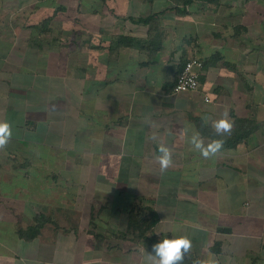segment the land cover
<instances>
[{"label":"crops","instance_id":"0c3cea01","mask_svg":"<svg viewBox=\"0 0 264 264\" xmlns=\"http://www.w3.org/2000/svg\"><path fill=\"white\" fill-rule=\"evenodd\" d=\"M192 56L200 86L175 92ZM0 121V264H150L182 235L198 260L264 264V0H0Z\"/></svg>","mask_w":264,"mask_h":264},{"label":"clouds","instance_id":"9594fccd","mask_svg":"<svg viewBox=\"0 0 264 264\" xmlns=\"http://www.w3.org/2000/svg\"><path fill=\"white\" fill-rule=\"evenodd\" d=\"M209 117H202L204 123H208ZM211 127L218 137L230 135L234 127V121L227 112H224L221 118L211 121ZM12 137L11 124L8 121H0V150L5 149ZM188 143L199 151L205 159L216 156L224 147L223 139H212L205 144L200 133L193 131L188 138ZM160 153L155 157L160 166L161 172L166 171L172 165V150L163 144L158 148ZM192 248V241L187 236L175 238H164L152 245L151 251L148 252L150 264H184L185 256ZM194 264H215L214 261L197 260Z\"/></svg>","mask_w":264,"mask_h":264},{"label":"trees","instance_id":"16d2710c","mask_svg":"<svg viewBox=\"0 0 264 264\" xmlns=\"http://www.w3.org/2000/svg\"><path fill=\"white\" fill-rule=\"evenodd\" d=\"M176 3H180L181 1H184V4L192 3L195 0H173ZM207 2H218L219 0H204ZM243 120H238V123H242ZM242 135L239 136L235 141L236 143L245 138V134L241 133ZM145 211H148L147 213ZM145 214L149 216L148 220H145ZM158 218L154 213V210L151 207H144V206H133L130 209L129 212V231L134 232L137 231L138 235L141 237H146L149 235V233L152 231L153 226L157 223ZM198 260V257L196 254L188 253L185 256L184 264H194L195 261Z\"/></svg>","mask_w":264,"mask_h":264},{"label":"built area","instance_id":"2783aa9c","mask_svg":"<svg viewBox=\"0 0 264 264\" xmlns=\"http://www.w3.org/2000/svg\"><path fill=\"white\" fill-rule=\"evenodd\" d=\"M203 65L204 61L201 58L190 57L177 75L174 91L197 90L200 86V69Z\"/></svg>","mask_w":264,"mask_h":264},{"label":"rangeland","instance_id":"374dc122","mask_svg":"<svg viewBox=\"0 0 264 264\" xmlns=\"http://www.w3.org/2000/svg\"><path fill=\"white\" fill-rule=\"evenodd\" d=\"M181 3H185V2L181 1ZM145 212L147 213L148 211H145ZM145 218H146L145 220H148L149 216L145 214ZM131 235L134 236V237H138V238L140 237V235H138L137 231L131 232Z\"/></svg>","mask_w":264,"mask_h":264}]
</instances>
